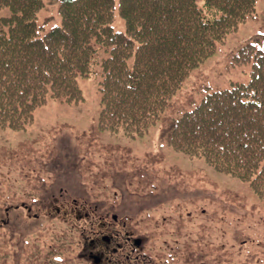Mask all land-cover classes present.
<instances>
[{"label":"rangeland","instance_id":"1","mask_svg":"<svg viewBox=\"0 0 264 264\" xmlns=\"http://www.w3.org/2000/svg\"><path fill=\"white\" fill-rule=\"evenodd\" d=\"M44 1L38 24L49 32L62 24L61 0ZM119 5L113 27L126 32ZM256 5L255 15L191 71L173 108L136 137L101 127V67L78 77V104L49 96L22 131L0 126V264H95L87 238L96 239L95 227L114 214L143 240L136 253L108 248V264L139 254L156 264H264V200L248 183L177 150L171 134L209 91L250 80L251 65L235 68L231 58L264 39V0ZM11 15L9 7L0 10V18Z\"/></svg>","mask_w":264,"mask_h":264},{"label":"trees","instance_id":"2","mask_svg":"<svg viewBox=\"0 0 264 264\" xmlns=\"http://www.w3.org/2000/svg\"><path fill=\"white\" fill-rule=\"evenodd\" d=\"M256 1L120 0L127 22L120 33L112 26L115 0H61L62 26L43 33L37 19L44 0H0V10L12 9L0 18V126L25 129L50 95L82 101L78 77L97 74L101 65V127L136 137L170 108L191 71L254 14ZM257 41L232 61L253 64L250 82L207 94L177 121L172 143L248 182L264 199V50Z\"/></svg>","mask_w":264,"mask_h":264},{"label":"flooded vegetation","instance_id":"3","mask_svg":"<svg viewBox=\"0 0 264 264\" xmlns=\"http://www.w3.org/2000/svg\"><path fill=\"white\" fill-rule=\"evenodd\" d=\"M127 241L130 242V238L127 237ZM107 242L110 244V243H112L113 241H112L111 239H108V238H107ZM116 246H117V247L115 248V250H116L117 248H119V246H121V245H116ZM100 247L102 248L101 245H100ZM131 249H132L131 252H134V251L136 250V249L133 248V246H132ZM126 250H127V249H126Z\"/></svg>","mask_w":264,"mask_h":264}]
</instances>
